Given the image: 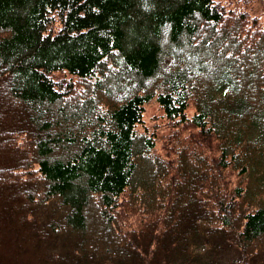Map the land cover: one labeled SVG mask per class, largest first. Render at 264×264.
Instances as JSON below:
<instances>
[{"label": "trees", "instance_id": "trees-1", "mask_svg": "<svg viewBox=\"0 0 264 264\" xmlns=\"http://www.w3.org/2000/svg\"><path fill=\"white\" fill-rule=\"evenodd\" d=\"M247 8L0 0V152L27 160L14 189L0 163V244L40 264H264V13ZM154 98L200 146L158 150Z\"/></svg>", "mask_w": 264, "mask_h": 264}, {"label": "rangeland", "instance_id": "rangeland-1", "mask_svg": "<svg viewBox=\"0 0 264 264\" xmlns=\"http://www.w3.org/2000/svg\"><path fill=\"white\" fill-rule=\"evenodd\" d=\"M226 5L233 6L238 9H248L249 6H255L258 12L264 13V0H223ZM204 36V34H203ZM202 36V37H203ZM163 45L166 44L165 39L162 40ZM188 53H185L184 56L187 57ZM55 77L60 80L66 82L71 81L74 86L78 84L77 77L71 75L70 73H54ZM118 95V93H116ZM117 100V99H116ZM195 112L194 107H191L188 110L189 116H191ZM145 122L150 128V133L157 138L158 150L163 153H168V156L172 154V147L171 144H167L166 140L171 136V134H181L183 137L191 140L192 142L198 144L200 146L201 142L204 140L200 138L199 133L194 132L192 128L188 126H173L172 123L168 122L166 118L163 116V112L157 101L154 99L151 100L150 103L146 104V111H145ZM206 151V150H205ZM207 152V151H206ZM209 152V151H208ZM162 153V152H161ZM211 153L209 157L211 158ZM27 162L21 155L17 152H0V163L9 165V169L7 170L8 175V182L12 189H14V185L16 182L21 180V175L24 172L23 165ZM31 171L36 173L39 177V173L33 167H31ZM40 179V178H39ZM42 187H40L41 190ZM21 192V189H20ZM63 212V211H62ZM42 213L47 216L56 217L59 216L53 207H47V209H43ZM2 236L4 238H9L11 234L9 232H3ZM61 242V239H58ZM3 253V255H2ZM11 252L9 251V246L1 242L0 244V257L2 262H5L8 254ZM8 264H40L38 262L33 261L32 253L28 251V248L25 249L21 253H11V256L7 258Z\"/></svg>", "mask_w": 264, "mask_h": 264}, {"label": "bare ground", "instance_id": "bare-ground-1", "mask_svg": "<svg viewBox=\"0 0 264 264\" xmlns=\"http://www.w3.org/2000/svg\"><path fill=\"white\" fill-rule=\"evenodd\" d=\"M77 77V76H76Z\"/></svg>", "mask_w": 264, "mask_h": 264}]
</instances>
